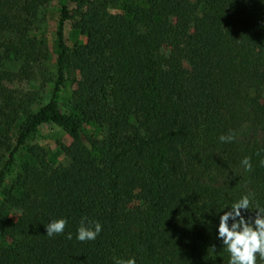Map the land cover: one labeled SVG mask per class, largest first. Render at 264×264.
<instances>
[{"label":"trees","instance_id":"16d2710c","mask_svg":"<svg viewBox=\"0 0 264 264\" xmlns=\"http://www.w3.org/2000/svg\"><path fill=\"white\" fill-rule=\"evenodd\" d=\"M68 1L60 2L57 80L34 111L35 98L6 96L2 83L13 60L42 52L25 22L44 0H0V30L21 32L0 42L9 109H0V189L40 127L70 139L59 170L43 148H26L29 161L0 204V264H228L219 216L249 192L245 216L264 207V0H89L72 10ZM119 2L124 11L111 13ZM67 22L85 44L67 45ZM67 72L80 79L63 111ZM19 122L11 145L5 138ZM83 217L102 225L94 241L76 239ZM60 218L64 234L48 237L45 226Z\"/></svg>","mask_w":264,"mask_h":264},{"label":"rangeland","instance_id":"374dc122","mask_svg":"<svg viewBox=\"0 0 264 264\" xmlns=\"http://www.w3.org/2000/svg\"><path fill=\"white\" fill-rule=\"evenodd\" d=\"M89 0H69L67 6L69 9H80L83 7V2ZM61 0H44V4L38 8L36 15L29 16L28 22H25L26 32L29 38H34L42 43V52L36 56L34 61L27 63L24 59L21 61L13 60L7 67L10 76L4 81L2 91L6 96H13L16 100L33 99L34 111L48 103L53 87L57 80V58L59 54L57 25L60 15ZM140 5L147 7L146 2H141ZM124 5L119 2L110 8L111 13H120L124 11ZM17 32L20 31H1L0 42L10 44L17 42ZM21 33V32H20ZM66 43L69 47L83 45L86 43V38L71 28V24H65ZM64 92L60 101L63 111H67L72 97L76 82L80 79V75L76 72H67ZM6 101V98H4ZM3 100V101H4ZM262 102L264 103V88L262 92ZM9 115L7 105L1 101L0 109ZM2 110V109H1ZM5 118V117H4ZM23 123L19 122L15 125L12 133L7 135L5 141H10L11 145H15V136L22 132ZM86 131L92 134L94 129L90 126H85ZM243 131V130H242ZM241 131V132H242ZM8 139V140H7ZM70 139L67 134L59 127L53 124H46L31 136L26 142V147L19 149L16 155V160L11 172L7 175L3 187L0 189V204L3 203V192L9 189L22 165L29 161V156L26 154V148L29 146L41 147L47 152V160L53 170H59L61 167L68 164V159L61 150V144L68 145ZM10 217L17 220L18 213L11 212Z\"/></svg>","mask_w":264,"mask_h":264},{"label":"clouds","instance_id":"9594fccd","mask_svg":"<svg viewBox=\"0 0 264 264\" xmlns=\"http://www.w3.org/2000/svg\"><path fill=\"white\" fill-rule=\"evenodd\" d=\"M235 138L234 133L220 136L222 142H231ZM241 164L246 171L252 170L250 157H244ZM260 165L264 167V159H261ZM253 198L254 193L249 192L233 203L228 211H224L219 216L217 239L222 241L230 255L228 264H257V254H259L260 260H264V207L257 206L254 210V217L244 214L251 209ZM67 225L66 218L51 220L45 226L46 235L48 237L62 235ZM101 231L100 222L83 217L77 228L76 239L79 242L94 241ZM66 238L71 240L72 233H67ZM114 264H136V258H115Z\"/></svg>","mask_w":264,"mask_h":264}]
</instances>
